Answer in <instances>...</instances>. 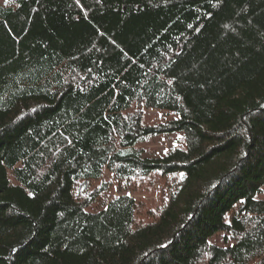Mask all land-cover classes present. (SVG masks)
<instances>
[{
  "label": "trees",
  "instance_id": "1",
  "mask_svg": "<svg viewBox=\"0 0 264 264\" xmlns=\"http://www.w3.org/2000/svg\"><path fill=\"white\" fill-rule=\"evenodd\" d=\"M13 1L0 264H264V0ZM140 108L178 117L143 125ZM176 131L186 148L136 146ZM105 171L163 179L165 204L144 223L129 194L87 211L106 182L75 190ZM219 232L233 244L212 243Z\"/></svg>",
  "mask_w": 264,
  "mask_h": 264
},
{
  "label": "rangeland",
  "instance_id": "2",
  "mask_svg": "<svg viewBox=\"0 0 264 264\" xmlns=\"http://www.w3.org/2000/svg\"><path fill=\"white\" fill-rule=\"evenodd\" d=\"M0 5L16 6L13 0H0ZM134 108H136L134 106ZM133 108V109H134ZM142 114L143 125H156L164 123L178 117V114L173 111H167L157 108H140ZM143 150V156L147 157H162L174 148H186L185 134L183 131L170 133H156L145 136V138L136 145ZM9 178H12L9 172ZM13 180V179H12ZM163 179L158 178L153 181L149 178L137 179L131 178L127 180H116L108 172L101 179L92 180L88 190L78 192L80 197H86L93 193L103 182H106L103 192L96 196L95 200L86 208L87 211L96 212L104 208L106 203L113 197L119 194H129L133 196L139 203L135 219L139 223H144L149 220L150 216L165 204L166 187H161ZM77 191V192H76ZM264 199V190L258 195ZM225 232H219L210 238V241L219 246H227L233 244V240L224 238Z\"/></svg>",
  "mask_w": 264,
  "mask_h": 264
}]
</instances>
